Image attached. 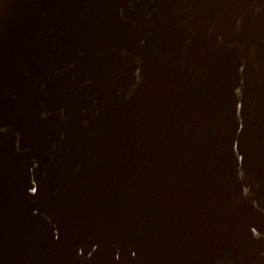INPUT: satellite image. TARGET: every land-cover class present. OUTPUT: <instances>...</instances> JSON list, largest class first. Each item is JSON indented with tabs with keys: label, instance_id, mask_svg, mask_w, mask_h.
Returning <instances> with one entry per match:
<instances>
[{
	"label": "water",
	"instance_id": "1",
	"mask_svg": "<svg viewBox=\"0 0 264 264\" xmlns=\"http://www.w3.org/2000/svg\"><path fill=\"white\" fill-rule=\"evenodd\" d=\"M0 264H264V0H0Z\"/></svg>",
	"mask_w": 264,
	"mask_h": 264
}]
</instances>
